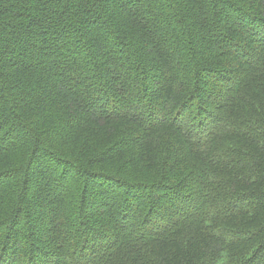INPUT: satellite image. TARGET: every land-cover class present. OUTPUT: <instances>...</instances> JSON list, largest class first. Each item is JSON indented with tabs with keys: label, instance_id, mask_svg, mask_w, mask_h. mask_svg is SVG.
Returning <instances> with one entry per match:
<instances>
[{
	"label": "trees",
	"instance_id": "trees-1",
	"mask_svg": "<svg viewBox=\"0 0 264 264\" xmlns=\"http://www.w3.org/2000/svg\"><path fill=\"white\" fill-rule=\"evenodd\" d=\"M0 264H264V0H0Z\"/></svg>",
	"mask_w": 264,
	"mask_h": 264
}]
</instances>
